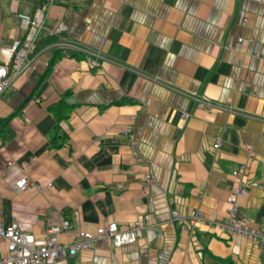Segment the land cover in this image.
<instances>
[{"label":"crops","instance_id":"1","mask_svg":"<svg viewBox=\"0 0 264 264\" xmlns=\"http://www.w3.org/2000/svg\"><path fill=\"white\" fill-rule=\"evenodd\" d=\"M37 9L47 29L63 23L66 46L42 32L35 70L0 96V225L38 246L62 220L90 233L143 221L136 243L59 264H264V245L213 227L243 186L235 219L264 234V0H0V49ZM22 175L53 187L15 192ZM191 210L204 216L194 229L172 221Z\"/></svg>","mask_w":264,"mask_h":264},{"label":"built area","instance_id":"2","mask_svg":"<svg viewBox=\"0 0 264 264\" xmlns=\"http://www.w3.org/2000/svg\"><path fill=\"white\" fill-rule=\"evenodd\" d=\"M17 18L25 26L26 34L23 40H15L9 46L0 49V96L13 84L20 76L31 73L35 70L37 60L41 52H36V44L42 32L47 31L50 35L61 36L65 27L63 23H58L54 27L47 29L42 9H37L33 15L20 13ZM241 42V40H239ZM55 48H61L64 43L54 44ZM53 46V47H54ZM91 68H97L99 63L96 59H89ZM200 106L210 110L212 106L207 101L191 95ZM187 115L183 114L182 118ZM220 146L217 140L214 148ZM15 163H6V172L13 168ZM21 170L24 166H20ZM244 166L238 167L232 175L235 179L243 178ZM6 174V173H5ZM0 173V178L4 177ZM146 182H150V176H145ZM52 183H35L27 176L22 175L15 180L11 188L15 192H22L28 188L41 193L45 189H51ZM245 194V188L238 186L227 198L228 210L226 220H220L213 224L214 229L226 233L233 237H241L256 241L264 245V234L248 226L246 221H237V199ZM204 216L199 210H191L184 215L173 214L172 221L178 223L182 229H194L198 223L203 222ZM144 228L143 221L138 219L127 228H121L116 223H108L98 227L94 233L74 230L68 221L62 220L50 224L45 230V237L41 245L35 244L32 235L23 233L18 224L13 222L7 226L0 225V264H59L66 256L73 257L78 252H90L95 243L101 242L111 244L115 247L134 244L141 238ZM75 233L76 241L72 243H62L59 236L66 232Z\"/></svg>","mask_w":264,"mask_h":264},{"label":"trees","instance_id":"3","mask_svg":"<svg viewBox=\"0 0 264 264\" xmlns=\"http://www.w3.org/2000/svg\"><path fill=\"white\" fill-rule=\"evenodd\" d=\"M44 1V0H43ZM63 35V34H62ZM61 35V36H62ZM42 36V35H41ZM61 36H54V35H51V36H48L47 38L49 39H53L52 42H50V44H48L49 46L52 45V44H55L56 42H58V40L61 38ZM41 37L40 39L38 40L37 44H36V52H41L43 50H45L44 48L47 47L48 45H45V46H41V45H38L39 42L41 41ZM59 56L58 54L54 55L52 57V60L50 61V63L48 64V68L46 70V72H49L51 70V67H52V64L53 62H55L56 60H58ZM70 107L65 103V101H60L57 105L53 106V107H50L49 110L50 112L53 113V115L56 117V120L57 121H61L63 119H66L67 116H68V111H69ZM7 120H5V122L7 123ZM6 123H3L4 125ZM4 127H0V130L3 129Z\"/></svg>","mask_w":264,"mask_h":264}]
</instances>
